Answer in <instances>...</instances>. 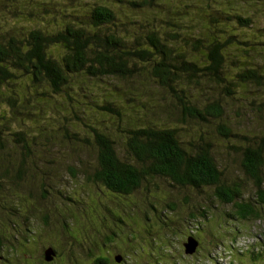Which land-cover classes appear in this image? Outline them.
<instances>
[{"label": "trees", "instance_id": "1", "mask_svg": "<svg viewBox=\"0 0 264 264\" xmlns=\"http://www.w3.org/2000/svg\"><path fill=\"white\" fill-rule=\"evenodd\" d=\"M263 27L264 0H0V263L27 264L36 249L27 245L40 234L61 262L78 258L71 248L66 253L64 241L69 247L80 243L84 230L75 214L84 199L73 207L43 209L33 199L20 202L21 195L12 190V184L24 188L27 183L28 162L50 159L58 137L70 155L89 153L94 159V168L88 158L80 164L88 186L126 201L141 189L147 194L143 216L152 222L146 226L152 230L147 231L152 256H142L145 264H162L163 259H152L160 257V249L173 260L174 222L161 216H172L177 206L149 190L157 180L199 194L211 190L212 198L236 209L232 215L239 220L261 219L264 132L243 149L240 163L257 198L244 202L243 186L223 178L213 138L182 127L204 126L216 130L211 131L216 140L227 142L249 139L238 132L252 129L246 122H264ZM186 135L191 140L187 148ZM44 187L41 195L47 199ZM94 206L99 208L97 202ZM114 206L104 208L121 222L120 205ZM212 207L197 205L178 224L198 218L206 223ZM36 221L42 229L37 230ZM91 222L105 244H117L119 235L106 232V222L100 219L98 227ZM126 240L138 241L133 234ZM99 246L90 249L92 263L109 264L107 250L100 247L94 256ZM47 249L44 262L51 263Z\"/></svg>", "mask_w": 264, "mask_h": 264}, {"label": "rangeland", "instance_id": "2", "mask_svg": "<svg viewBox=\"0 0 264 264\" xmlns=\"http://www.w3.org/2000/svg\"><path fill=\"white\" fill-rule=\"evenodd\" d=\"M190 1L191 0H185V3H190ZM32 118L33 116H30V119ZM161 118L162 117L158 118L157 120L161 122ZM247 118H252V116L249 114L247 115ZM249 122H246V124L251 126L252 129H242L238 131L240 134L247 136L249 139H239L232 137L227 139V142L215 139L217 138V134L214 136L212 132H215L216 130H210L204 126L202 129H199V127H195V129L182 127V131L189 129L194 134L200 133L206 138H213V152L215 159L219 164V169L223 171V178L228 184L237 183L243 186L242 194L244 197V202L253 201L257 198L255 195L256 188L252 181H250V179L245 176L240 163L243 156V149L251 144L250 141L254 140L255 136H260V134H263L260 132H264V122L258 126ZM89 123L92 124V122ZM164 123L172 126L170 124L172 122H170L168 118H164ZM242 124L243 123H241V125ZM74 126L82 129L87 128L86 125L80 124L78 122H76ZM195 138L198 142V137ZM54 141L55 143L58 142L59 144L56 145L57 149L53 151V154L48 156L50 159L46 160L47 163L43 162L44 159L41 161L28 162V164L25 166L27 173L24 174L27 183L24 185V188H22V183H19L20 188L12 184V190L13 193H19L21 195L18 199L20 202L28 200L30 204L33 199V202H39V204L43 206V209L46 207L50 209L55 207L61 208V206L58 204H64L67 207H73L74 204H76V200H81V198L84 199L81 200L82 203L77 206L78 213L75 214V216L81 219L82 229L84 232L77 238L80 243H74L69 247L68 244L70 242L67 243V240L64 241L65 248H68L66 253H70L69 248L74 250L73 254L78 256L76 261L67 260L61 262L58 260L59 257H55L54 261L51 263L44 262L43 252L45 249L49 248V244L44 243L43 235L40 234L39 236L35 237L36 241L27 245L28 247H36L33 252V256H35L31 258L27 264H94L92 263V259L89 257L91 254L90 249H92L94 246L96 247V245L99 246V244L100 246L98 249H96L94 256L99 255L98 253L100 247L104 251L107 250V256L110 259L109 264H138L140 262L145 264L142 256L146 254V259L149 256H152V252H150L152 251L151 243L148 241L150 236H147V231L150 230L147 227L152 222H146L143 216L144 211L147 209L145 204V201L148 200L145 197L147 194L145 195L144 190L141 189L136 192L135 196H133L130 201H126V199L122 196L109 195V193L102 187L99 188L98 186H88L89 184L85 183L86 177L83 174L86 168L84 165L80 166V164H82V159L88 158V166L90 168H94V159L89 156V153L83 154V158L79 157L78 155H70L68 152L72 150L68 149L69 147L65 148V143L61 137L56 138ZM190 141L191 140H189V136L186 135V139L183 141L184 147L187 148L186 144H189ZM10 147L14 149L12 146ZM58 151L61 152L59 155H57ZM11 154L12 156L15 155L14 153ZM58 157L60 158L58 159ZM93 158L95 157L93 156ZM50 161L54 162L50 164ZM71 167L77 173L75 177H72L70 171ZM34 168H36V173ZM157 182L158 183L156 185L149 186V190H151L152 193H158L159 198L163 199L164 201H166L168 198L170 204L177 206V209L174 213L171 212L174 216H170L166 212H164L161 216L168 222H174V225L170 223L172 231H174L171 232L173 260L172 262H169V258H171L169 256L170 252H164L162 249L159 250L161 251V254L158 255L160 257L153 256L152 259H163L162 264H229L230 260H232L231 264H263L261 262L264 260L263 207H260V211L262 213L261 219L239 220L232 215L235 213L236 209H234L232 205H223L216 199L212 198L211 190L207 189L208 191H206L204 189L205 192H203V194H199L197 191L190 188L185 189L176 185L172 186L171 183L164 179L157 180ZM43 184L45 185L44 188H46L48 193L46 196L47 199L42 198L41 195L43 193ZM9 185V183L6 184V188ZM146 192L149 193V191ZM59 193H63L66 196V199L58 195ZM89 193H91L90 197H87L86 195ZM29 195L33 196V198H30ZM148 195H150V200L154 201L152 199L153 195H151V193ZM94 202H97L99 208H95ZM114 205H120L119 209L122 212L121 222L117 220L119 217L114 216V211H109V207L114 208ZM197 205L213 206L209 214V220H207L205 223L203 219L198 218V220L195 221L186 220L187 222L185 225L183 223L178 224L181 218H188L185 216V213L191 212L193 210L192 208L196 207ZM105 206H109L106 208L110 213L105 210ZM164 206L165 203L162 204V207ZM92 209H94V214L91 217ZM120 211L117 210V212ZM66 212L72 213L73 210L66 209ZM110 215H113L117 221L113 220ZM147 216L152 217L153 214L147 213ZM91 218H93L97 227L99 226L100 219L106 222L108 227L105 231L108 233L115 232V234L117 233L119 235L116 238L117 244H105L104 237L99 235V231L94 228L93 225L91 226ZM178 218L180 219L178 220ZM110 221L112 223H110ZM56 222L57 221L55 220L53 221V223ZM35 226L38 227L37 230L42 229L39 227L41 226L39 221L35 222ZM128 234H133L138 239V241L135 244H130V242H127L126 238ZM191 236H195L201 242V246L198 249V252H195L196 254L194 253L193 256H187L185 255L183 245L186 243L187 238ZM142 240L144 242H142ZM142 247H144L145 250ZM81 248L82 250H80ZM257 249H260L262 252V259L258 257V253L260 251H257ZM29 251L27 252L29 253ZM81 252H84V254L80 255L79 253ZM118 259L120 260L119 262L117 261ZM10 260L11 259L6 262L13 264ZM215 260L217 262H215ZM24 261L26 260L24 259Z\"/></svg>", "mask_w": 264, "mask_h": 264}, {"label": "water", "instance_id": "3", "mask_svg": "<svg viewBox=\"0 0 264 264\" xmlns=\"http://www.w3.org/2000/svg\"><path fill=\"white\" fill-rule=\"evenodd\" d=\"M200 242L194 236L188 237L186 243H184V252L186 255H193L199 246ZM56 252L52 248H48L45 251V258L47 262H52L56 257ZM117 258V257H116ZM120 261L119 259L117 260Z\"/></svg>", "mask_w": 264, "mask_h": 264}]
</instances>
